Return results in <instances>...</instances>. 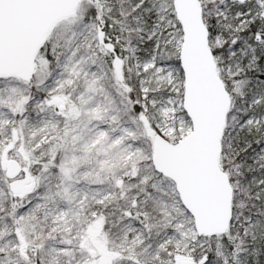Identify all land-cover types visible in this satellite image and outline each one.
<instances>
[{
  "label": "snow or ice",
  "instance_id": "snow-or-ice-1",
  "mask_svg": "<svg viewBox=\"0 0 264 264\" xmlns=\"http://www.w3.org/2000/svg\"><path fill=\"white\" fill-rule=\"evenodd\" d=\"M0 264H264V0H0Z\"/></svg>",
  "mask_w": 264,
  "mask_h": 264
}]
</instances>
